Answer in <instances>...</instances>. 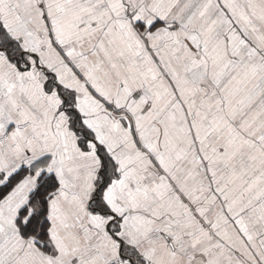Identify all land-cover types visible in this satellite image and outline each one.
Here are the masks:
<instances>
[{"label": "snow or ice", "instance_id": "snow-or-ice-1", "mask_svg": "<svg viewBox=\"0 0 264 264\" xmlns=\"http://www.w3.org/2000/svg\"><path fill=\"white\" fill-rule=\"evenodd\" d=\"M0 264H264V0H0Z\"/></svg>", "mask_w": 264, "mask_h": 264}]
</instances>
